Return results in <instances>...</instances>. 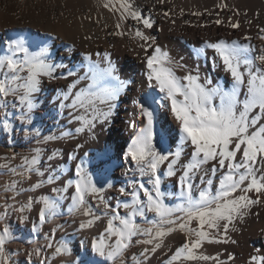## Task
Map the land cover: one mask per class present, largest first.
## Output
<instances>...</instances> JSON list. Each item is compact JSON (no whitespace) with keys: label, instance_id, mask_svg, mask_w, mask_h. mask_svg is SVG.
<instances>
[{"label":"snow or ice","instance_id":"obj_1","mask_svg":"<svg viewBox=\"0 0 264 264\" xmlns=\"http://www.w3.org/2000/svg\"><path fill=\"white\" fill-rule=\"evenodd\" d=\"M165 2L157 0L159 4ZM103 7L118 14L116 31L111 34L119 37L127 35L137 42L143 53L141 63L145 69L142 83H146L152 91L136 102L141 125L124 153L125 158L136 165V171L142 178L138 186L136 183L131 185V192L123 187L119 189L121 196L130 199L112 207L104 196V188L97 187L92 181L83 162L75 166L76 178L69 179L60 190L67 192L74 189L68 212L87 218L79 223V231L91 229L107 218L103 231L90 243L94 257L100 259L82 260L78 264H126V253L133 243L146 246L140 252V258L133 257L135 264H146L151 256L165 247L166 239L177 232L183 235V243L167 256L163 264H226L219 254L208 255L202 249L206 244H236L230 233L237 231L238 224L245 223L248 217H259V212L252 210L264 206V46L253 45V37L249 35L242 37L247 43L238 39L230 42L206 39L202 47L194 50L195 56L207 59L206 50H211L214 54L213 68L220 67L230 78L227 89L221 85L209 87L213 82L206 77L202 81L199 65L189 68L180 63L154 35L146 31L154 28L155 21L142 15L135 0H104ZM217 7L225 8L227 5L219 4ZM162 15L167 18L169 12L164 11ZM128 21L142 25V29L127 28ZM213 23L219 26L225 21L216 19ZM226 26L241 28L238 21L232 20H228ZM257 38L264 42V27L259 28ZM0 45L3 47V54L0 55V109H7L8 98L12 97L22 109L17 118L22 123L31 124V113L37 107L34 95L41 90L42 78L67 79L77 76V72L69 69L66 75L56 76L57 69L67 68V65L52 62L49 45L45 41L33 45L28 38L20 35L0 41ZM33 47L36 50H32ZM96 55L100 56L99 53ZM84 59L88 62L84 76L77 77L66 91L61 90L57 95L61 114L64 109H70L72 120L69 122L79 123L76 133L85 129L91 131L97 121H108L116 107L115 101L132 83L120 79L109 53H103L104 66L99 60L93 61L92 54H84ZM177 69L182 70L184 75H177ZM81 80L89 83L77 89ZM217 99L219 102L215 103ZM157 104L167 110L177 125L179 141L174 151L166 148L163 135L159 136V148L157 146L158 109L154 107ZM7 116L5 112L2 124L5 132L11 131ZM132 127L136 128V125ZM35 135L39 136V130ZM71 135L69 132L60 137L48 136L43 142L71 138ZM187 148L191 152L183 161ZM38 155L37 150L31 160L25 159L27 173L39 174L36 167L39 164ZM75 158L74 155L70 157ZM217 174L218 183H214ZM173 177L177 178L179 192L162 191L164 178ZM197 177L199 184L195 183ZM56 178L50 176L47 183H53ZM39 187L40 183L33 185V188ZM108 187L112 185L108 184ZM15 188V183H12L5 190ZM89 197L97 199L98 208L103 206L102 214L93 209ZM166 197H173L179 202L171 206L165 202ZM33 204L42 205L38 208L41 226L60 215L59 200L46 197L30 199L19 211L31 209ZM120 208L124 209V215H121ZM148 213L153 214L152 219H148ZM25 219L22 218L21 222ZM39 230L33 226V232ZM260 231L264 234V228ZM54 234L55 230L51 235ZM13 239L9 227L0 230V264H11L6 245ZM47 247L53 249V257L71 255L67 241L57 242L55 247L50 242ZM255 251L260 253L261 249ZM33 255L40 256L41 253L36 250L25 253L28 264H31ZM234 259L229 253L228 260ZM40 264H47V258L42 259ZM247 264H264V255H252Z\"/></svg>","mask_w":264,"mask_h":264},{"label":"bare ground","instance_id":"obj_2","mask_svg":"<svg viewBox=\"0 0 264 264\" xmlns=\"http://www.w3.org/2000/svg\"><path fill=\"white\" fill-rule=\"evenodd\" d=\"M103 3L104 0H0V41L20 35L28 38L33 45L45 41L49 45L52 62L67 65V68L57 69L56 76L66 75L69 69L77 72V76H70L67 79L42 78L41 90L34 95L37 107L31 113V124L22 123L17 118L22 109L12 97L8 98L7 109H0V230L7 226L14 237L6 245L11 264L13 259L17 260L15 264H25L27 258L25 253L34 250L40 251L41 255H33L35 260L32 257L31 264H40L44 258L49 261L47 264H51L47 244L52 241L54 247L57 242H68L71 255L58 258L66 264L100 259L94 257L90 243L103 231L107 218L97 222L91 229L79 231V223L87 218L68 212L74 189L60 191L69 179L76 178L77 164L92 155H102L104 149L110 150L107 160L102 156L97 164L84 169L97 187L104 188V196L112 207L125 199H130L119 194L121 187L131 192L133 183L138 186L142 182L136 165L125 158L124 145L128 140L125 136L132 139L141 125L136 102L143 100L152 90L146 87V83H142L145 69L141 63L143 53L137 42L127 35L119 37L111 34L116 31L118 14L109 12L103 7ZM135 3L143 16H150L155 21L154 28L146 31L154 35L180 63L186 64L189 68L199 65L202 81L206 77L213 82L209 87L221 85L227 89L230 87L228 83L230 78L220 67L213 68L214 54L211 50H206L207 59L195 56L194 50L202 47L206 39L213 42L220 39L229 42L238 39L241 43H247L242 37L249 35L253 37L251 41L253 45L264 46V42L257 38L259 28L264 27V0H166L164 4L157 3V0H135ZM219 4H225L227 7L219 8L217 7ZM164 11L169 12V17L162 15ZM195 12L201 15H193ZM236 12L240 15H235ZM216 19L225 21V24L217 26L213 23ZM228 20L238 21L241 28L227 27ZM126 27L142 29V25H136L134 21H128ZM32 50L36 49L33 47ZM105 52L110 54L120 79L130 80L132 83L115 101L116 107L108 121L104 123L97 121L91 131L85 129L82 133H76L75 129L80 127L79 123L69 122L72 120V116L69 115L70 109H64L61 114L57 95L61 90L66 91L67 86L77 77L84 76L88 63L84 59V54H92L93 61L99 60L104 66L102 56ZM2 54L3 47L0 45V55ZM176 71L177 75H184L182 70ZM87 83L89 81L81 80L77 89L86 87ZM214 102L219 101L217 99ZM13 104L16 106L13 107ZM154 107L158 109L157 146L159 148V136L163 135L166 148L174 151L179 141L177 125L166 109L160 108L158 104ZM101 108L107 110L104 105H101ZM5 112L8 114L7 119L11 127L9 132L3 131L2 128ZM133 124L136 128L132 127ZM36 130H39V136L35 135ZM69 132L72 134L71 138L43 142L45 137H60ZM8 149H15V152H11L10 159H2V156L8 153ZM37 150L39 164L36 167L39 174L27 173L25 159L31 160ZM190 152V148L185 150L183 161H186ZM73 155L76 158L70 159ZM13 169L18 171L21 178L14 181L15 189L5 190L6 186L12 184L7 182V178L11 177ZM50 176L57 177L53 183H47ZM218 177L219 174L214 178V183H218ZM37 183H40L41 187L33 188ZM195 183L199 184L198 177ZM108 184L112 187L109 188ZM161 190L166 193H178L177 178H164ZM40 197L59 200L60 215L51 218L43 226L39 225L38 219V208L42 205L33 204L31 209L19 211L30 199ZM165 202L174 206L179 201L173 197H166ZM89 203L98 214H102L103 206L97 207L98 201L95 197H89ZM119 211L121 215L125 214L123 208ZM252 211L259 212V217L255 215L248 217L245 223L238 224L237 231L230 233V238L236 240V244H206L202 251L208 255L219 254L226 264H247L252 255H264V234L260 231L264 228V206L255 207ZM147 215L148 219L153 218V214ZM22 218H26L23 223ZM34 225L40 229L38 232L32 231ZM53 230L55 234L51 235ZM58 231L61 233L56 235ZM60 235L68 238L60 240ZM183 239L179 232L169 236L165 241V247L151 256L146 264H163L167 256L183 243ZM15 245L23 250L20 255L11 254L9 249ZM144 247L146 246L133 243L126 253V264H135L133 257L140 258L139 254ZM256 249H261V252L257 253ZM229 253L235 257L234 261L228 260ZM26 263L28 264V261Z\"/></svg>","mask_w":264,"mask_h":264},{"label":"rangeland","instance_id":"obj_3","mask_svg":"<svg viewBox=\"0 0 264 264\" xmlns=\"http://www.w3.org/2000/svg\"><path fill=\"white\" fill-rule=\"evenodd\" d=\"M12 151H14L15 152V149L14 150H12V149H8V155L7 154H5V155H3L2 156V159H6V160H8V159H10V155H11V152ZM5 163V162H4ZM19 178H21L20 177V175H19V173L17 174V171L15 170V169H13V174H11V177H8L7 178V182L10 184V183H14V181H16L17 179H19ZM8 185V184H7ZM1 190V189H0ZM4 189H2V191H3ZM1 209H3V208H1ZM61 232L60 231H58L57 233H56V235H59ZM60 237H61V239L60 240H63V239H65V238H68V237H66V236H64V235H60ZM49 240L51 239V237H49L48 238ZM9 250H11V254L12 253H16V254H21L22 252H23V250L22 249H19V248H17V245H15L14 247H12V248H10ZM53 250H50L49 251V258H50V263L51 264H66V263H64V262H61V261H59L58 260V258L57 257H53ZM13 256H14V254H13ZM27 259V258H26ZM25 259V264H27L26 262L28 261V260H26ZM33 260H35L34 259V257L32 258ZM78 259V258H77ZM56 260H58V261H56ZM16 259H13L12 260V263L13 264H15L16 263ZM47 263H49V261L47 262Z\"/></svg>","mask_w":264,"mask_h":264},{"label":"built area","instance_id":"obj_4","mask_svg":"<svg viewBox=\"0 0 264 264\" xmlns=\"http://www.w3.org/2000/svg\"><path fill=\"white\" fill-rule=\"evenodd\" d=\"M51 243H53V241H52ZM53 247H54V246H53ZM50 250H53V249H50V248H49V251H50ZM57 258H60V257H57Z\"/></svg>","mask_w":264,"mask_h":264}]
</instances>
